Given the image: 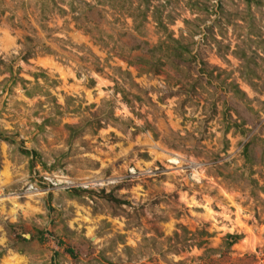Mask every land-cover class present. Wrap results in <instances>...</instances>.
Instances as JSON below:
<instances>
[{
  "label": "rangeland",
  "instance_id": "rangeland-1",
  "mask_svg": "<svg viewBox=\"0 0 264 264\" xmlns=\"http://www.w3.org/2000/svg\"><path fill=\"white\" fill-rule=\"evenodd\" d=\"M0 264H264V0H0Z\"/></svg>",
  "mask_w": 264,
  "mask_h": 264
},
{
  "label": "trees",
  "instance_id": "trees-1",
  "mask_svg": "<svg viewBox=\"0 0 264 264\" xmlns=\"http://www.w3.org/2000/svg\"><path fill=\"white\" fill-rule=\"evenodd\" d=\"M236 238H237L236 235L226 234V236H225V239H226L225 244H226V245H230L231 243L234 242V240H235Z\"/></svg>",
  "mask_w": 264,
  "mask_h": 264
}]
</instances>
